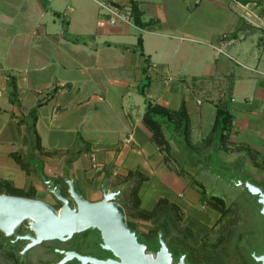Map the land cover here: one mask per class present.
I'll return each mask as SVG.
<instances>
[{
  "label": "crops",
  "instance_id": "obj_1",
  "mask_svg": "<svg viewBox=\"0 0 264 264\" xmlns=\"http://www.w3.org/2000/svg\"><path fill=\"white\" fill-rule=\"evenodd\" d=\"M99 1L0 0V182L52 204L56 197L34 177L39 161L47 178L64 184L68 172L98 201L104 181L110 190L122 187V197L130 173L141 172V208L167 198L213 225L219 211L196 214L205 207L200 189L165 162L143 122L138 38L150 61L146 97L172 110L185 101L193 142L214 137L194 153L204 160L216 153L214 165L238 163L244 175L264 177V0H135L143 27L111 24ZM110 1L131 7V0ZM224 35L235 42L221 53ZM220 106L233 116L221 142L213 134ZM163 129L174 163L183 164L182 136Z\"/></svg>",
  "mask_w": 264,
  "mask_h": 264
},
{
  "label": "water",
  "instance_id": "obj_2",
  "mask_svg": "<svg viewBox=\"0 0 264 264\" xmlns=\"http://www.w3.org/2000/svg\"><path fill=\"white\" fill-rule=\"evenodd\" d=\"M36 163L48 190L63 204L56 208L42 199L0 193V230L6 236L17 234L12 242L28 240L21 251V261L26 260L29 249L45 241L66 242L78 233L97 230L100 247L107 256L99 258L76 250L60 249L58 252L62 258L51 264H68L73 260L79 264H192L187 254L174 253L164 232L158 233L157 243H150L138 229L129 226L126 209L120 202L122 187L110 190L104 181L102 199L91 201L81 192L77 180L66 172L64 184L69 195L66 196L62 193L64 184L56 183L55 178H47L43 163ZM212 169L220 177H227L234 186L243 187L255 195L264 221V187L248 175L221 171L218 162ZM23 224L29 230L26 234L19 232ZM248 253L255 264H264V247L261 250L251 248Z\"/></svg>",
  "mask_w": 264,
  "mask_h": 264
},
{
  "label": "rangeland",
  "instance_id": "obj_3",
  "mask_svg": "<svg viewBox=\"0 0 264 264\" xmlns=\"http://www.w3.org/2000/svg\"><path fill=\"white\" fill-rule=\"evenodd\" d=\"M180 151L177 150V153L180 156L179 158L185 157V154L180 153ZM239 165L240 164L238 163L225 164L222 162L220 168L221 171L226 173L240 174L242 171ZM177 166H179V168H184L193 180L204 184L203 186L208 196L218 195L222 197L227 211L223 215H221V212L219 211L217 221L215 222V219H212L211 221L213 222V225L204 224L194 216L193 217L198 222L177 221L174 223V233L176 235H180L190 231L191 233L188 236L191 238L192 243L197 246L196 248H198V251L195 252L191 248V245H189V242L175 243V241L170 238V242L168 240L167 241L174 253L177 255L179 253L187 254L188 261L192 264H244L241 259H245L248 264H255L251 259L248 250L251 248L261 250L264 247V221L260 215V205L257 202L256 196L250 194L243 187L234 186L228 181L227 177H220V175L215 173L212 168L207 169L201 166L189 167L188 165L184 166V163L180 164L179 162L177 163ZM39 173L40 172L38 170L37 174L39 176L35 175L34 177L37 180H42ZM249 177L254 182L264 187V177H259V174L249 175ZM130 189L131 187L129 188V191ZM0 191L3 192L5 190L2 188ZM129 191L125 192L122 197H120V202L126 209L128 220L137 225V228L134 229H138L144 239L148 240L150 243H157L156 236H154L153 232L150 233V231L155 229L154 224L158 221H155L152 218L146 219L137 214V210H135L133 203L134 195L131 191ZM62 193L64 195H68V192L64 188ZM51 201L55 207H59L61 205V203H59V201L54 197H52ZM211 209L215 208L206 204L205 207H202L200 210L196 209V214L205 218V214H208V211ZM188 216L189 215L185 213V217ZM208 216L210 217V214H208ZM99 241V232L97 230H88L76 234L74 238L67 242L59 243L64 246H74L83 252H86L85 250H89L87 252L105 257L107 256V252L98 247L97 243ZM50 244L51 242H45L42 246L40 245L32 248L28 254L29 262L32 261L38 264H45L46 262L43 258V249ZM10 245L12 244H5V247L0 249V254L3 257H6V254L9 251L6 246L10 247ZM238 245L241 250L240 256L242 258L239 256L237 251ZM52 255L57 256L58 254L53 252ZM22 261L27 262V258Z\"/></svg>",
  "mask_w": 264,
  "mask_h": 264
},
{
  "label": "trees",
  "instance_id": "obj_4",
  "mask_svg": "<svg viewBox=\"0 0 264 264\" xmlns=\"http://www.w3.org/2000/svg\"><path fill=\"white\" fill-rule=\"evenodd\" d=\"M130 6H131V14L134 23L140 27H143L144 22L142 21L141 18L142 11L138 3L135 0H131ZM138 43L140 46L139 51L141 55L144 57V62H145V65L142 69L141 82L139 84V92L141 95L145 97L147 104V109L143 116V122L152 133V141L159 147L161 152L164 154L165 162L169 164L172 169H175L176 171H178L179 174L188 178L190 182L195 183L198 186L202 194V198H201L202 203L204 205L207 204L210 205L211 207H214L217 211L221 212V215H223L227 211V209L224 205L225 202L222 199V197L218 195L208 196L203 186L204 184L198 183L196 182V180H193L191 176L188 175V173L184 168L182 167L179 168V166H177V164L174 163L176 159L174 158L172 153V145L170 143V140L166 138L163 127H166V129L171 133L172 139H174V133L176 131H178L179 134L182 136V141L184 144L183 150L185 153L184 166L188 165L189 167L201 165V167H205L207 169L212 168V166L214 165L213 157L216 156V153L209 154L206 157V160H204L202 157H200V155L194 153V150L200 147L202 148L205 144L213 140L214 137L211 134V136H208L207 138L199 142L196 143L193 142L191 138V129H192L191 119L185 101H182L178 110H172L167 106H164L157 102H153L152 100L146 97V88L150 86L152 81L149 73L150 61L149 58L144 53L143 40L141 37L138 38ZM11 84L13 87L12 100L15 101L18 93L17 92L18 88L14 80L11 81ZM31 113L33 116L31 128L33 129V132L35 134L36 145L40 146L41 139L36 130L37 109L36 108L32 109ZM232 120H233V116L226 107L224 106L218 107L216 120L213 126V134L218 133V135H216L217 137L215 138V140L217 139L218 141L221 142L227 139V132L230 129ZM250 153L254 155L253 154L254 152L252 150H250ZM262 165L264 166V163ZM146 179L147 176H145L141 172H131L129 176L130 184L124 189L123 194L129 191V188L131 187L130 191L134 195L133 203L135 210H137L136 211L137 214L142 216L143 218L146 219L152 218L155 221L156 220L158 221L156 224H154L155 229L150 231V233L153 232L154 236H156L157 238L158 233L162 231L165 233V237L169 242H170V238L173 241H175V243L187 241L189 242V245H191V248L195 252L198 251V248H196L197 246L192 243L191 238L188 236L191 233L190 231H187L188 234L183 233L180 235H176L174 233L173 225H175L174 223H176L177 221H183V222L197 221L194 217L191 216L185 217V213L183 209H181L177 204L170 202L167 198H161L152 210H146L140 207V198L138 192L141 184ZM3 185L5 187L7 185L9 186L8 190L10 191V194L23 195V192H21L20 190L10 187V184L8 182H0V189L2 188L4 189ZM64 189L67 191L66 186L64 187ZM0 193L2 192L0 191ZM59 203L61 202L59 201ZM128 223L130 227L137 228L136 227L137 225L132 223L131 221L128 220ZM2 236H3V232L0 230V249L5 247V242L1 239ZM11 247L12 249H10L7 252L6 257L5 256L3 257L0 254V264H24L20 262V258L17 255L18 254V252L16 251L17 245L16 246L11 245ZM237 251L240 256L241 250L239 248V245L237 246ZM241 260L244 262V264H248L245 259H241Z\"/></svg>",
  "mask_w": 264,
  "mask_h": 264
},
{
  "label": "flooded vegetation",
  "instance_id": "obj_5",
  "mask_svg": "<svg viewBox=\"0 0 264 264\" xmlns=\"http://www.w3.org/2000/svg\"><path fill=\"white\" fill-rule=\"evenodd\" d=\"M57 183H59V182H57ZM53 194V193H52ZM66 195V194H65ZM55 196V195H54ZM66 196H69V195H66ZM61 202V201H60ZM62 202H61V205L59 206V207H56V208H60L61 206H62ZM29 230L26 228V226L23 224L22 226H21V228H20V230H19V232H21L22 234H26L27 232H28ZM16 235L17 234H14V235H12V236H6L4 233H3V236H2V240L5 242V244H12V245H17V248H16V251L18 252V257L20 258V262H22V263H24V264H38V263H36V262H29V253H30V251L32 250V249H29L28 250V252H27V254H26V258H27V262H24V261H21V251L23 250V248L25 247V245L28 243V240H19V241H17V242H12L11 240H13L14 238H16ZM45 242H51V244L50 245H48L47 247H45L44 249H43V252H44V254H43V258L45 259V264H51V263H53V262H58L61 258H62V254L61 253H59L58 252V250H60V249H65V250H76V251H78V252H80V253H83V254H91V255H94V256H96V257H99V258H102V256H99V255H97V254H95V253H91V252H87V251H89V250H85V249H83V250H85L86 252H83V251H81V250H79V249H77L76 247H74V246H64V245H61L59 242H61V241H58V240H53V241H45ZM44 242V243H45ZM67 242V241H66ZM100 242V241H99ZM99 242L97 243L98 244V247L99 248H101L100 247V244H99ZM44 243H42V244H44ZM42 244H40L41 246H42ZM40 245H37V246H40ZM36 246V247H37ZM6 248L7 249H12V247H11V245H10V247H8V246H6ZM35 248V247H34ZM102 249V248H101ZM53 252L54 253H57L58 255L57 256H53L52 254H53ZM106 255H107V253H106ZM43 259V260H44ZM68 264H79L78 263V261L77 260H73V261H70Z\"/></svg>",
  "mask_w": 264,
  "mask_h": 264
},
{
  "label": "built area",
  "instance_id": "obj_6",
  "mask_svg": "<svg viewBox=\"0 0 264 264\" xmlns=\"http://www.w3.org/2000/svg\"><path fill=\"white\" fill-rule=\"evenodd\" d=\"M99 6L104 15L109 20V22L113 25L118 22H130L133 20L131 14V7H121L110 0H100ZM260 25L264 29V23ZM234 42V38H228L227 35H224V37H222L221 39V44L216 46V48L219 50V52L226 53V46Z\"/></svg>",
  "mask_w": 264,
  "mask_h": 264
}]
</instances>
